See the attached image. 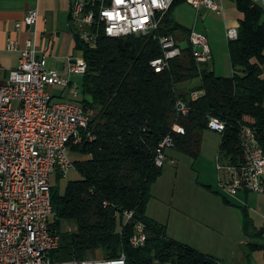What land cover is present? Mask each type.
I'll return each instance as SVG.
<instances>
[{"label":"trees","instance_id":"1","mask_svg":"<svg viewBox=\"0 0 264 264\" xmlns=\"http://www.w3.org/2000/svg\"><path fill=\"white\" fill-rule=\"evenodd\" d=\"M231 1L242 15L238 38L228 43L231 77L218 76L208 63H199L192 45L163 72L150 65L163 55L159 37L181 35L189 41L191 29L175 19L176 9L187 0H175L158 14V29L149 35L112 38L101 32L91 47L73 32L75 50L87 63L77 102L90 123L83 142L70 146V153L79 157L73 164L80 179L68 182L62 192L63 176H55L51 228L61 243L49 254L52 261L89 260L101 251L103 259L124 255L126 264H225L170 238L166 226L149 217L147 209L152 188L163 175L165 165L155 161L167 136L174 139L172 149L196 158L202 134L216 117L225 123L219 148L223 163L247 162L245 128L264 151V7L253 0ZM180 100L189 107L186 116H178ZM175 123L185 134L173 131ZM129 212L131 219L126 217ZM243 214L245 235L264 240L248 209ZM65 221L75 222L76 229L65 230ZM139 223L146 227L147 242L136 248L131 240ZM245 247L248 260L264 251V242L250 241Z\"/></svg>","mask_w":264,"mask_h":264},{"label":"built area","instance_id":"2","mask_svg":"<svg viewBox=\"0 0 264 264\" xmlns=\"http://www.w3.org/2000/svg\"><path fill=\"white\" fill-rule=\"evenodd\" d=\"M175 0H72L70 27L91 47L102 33L107 37L144 36L158 29L157 15L167 12ZM264 7V0H258ZM197 12H224L223 0H187ZM38 9H31L16 23L30 37L24 46L8 40V49L20 51L19 63L0 83V264H126V257L84 261H52L49 254L60 247L61 238L52 230V187L57 173L67 177L74 169L70 146L83 142L90 116L77 102L79 87L71 77L83 76L87 63L70 58L66 74L48 69L45 55L38 48ZM228 40L238 38L236 27L228 28ZM163 55L151 62L163 72L183 50L174 37H159ZM199 63L212 59V49L205 33L192 30L189 42ZM201 48V52L196 48ZM68 90V92H67ZM66 93L64 94V92ZM195 96H198L197 94ZM69 97V100L63 98ZM178 116H186L189 107L177 103ZM173 131L185 134L175 123ZM208 129L222 133L225 123L209 120ZM247 162L242 165L218 164L220 187L229 195L264 193V151L252 130L243 131ZM174 139L167 136L157 150L156 165H165L167 149ZM133 212L126 213L131 219ZM147 242L146 227L139 223L131 240L134 247Z\"/></svg>","mask_w":264,"mask_h":264},{"label":"crops","instance_id":"3","mask_svg":"<svg viewBox=\"0 0 264 264\" xmlns=\"http://www.w3.org/2000/svg\"><path fill=\"white\" fill-rule=\"evenodd\" d=\"M226 1L229 2V4L227 6L223 4L225 5L223 13L211 12L208 10L197 12L194 9L197 12L194 20H191V16L187 20L185 14L180 10H177L175 13V19L179 24L191 29V31L196 30L207 35L212 49V59L207 65L214 70L216 75L221 77H231L233 75L228 49L229 40L226 32L230 27L237 28L242 17L235 8L233 1L223 0V3ZM253 1L259 4L258 0ZM185 5H187V3ZM71 7L72 0H0V83L5 82L9 72L18 66L20 51L9 50L7 46L8 40H16L20 45V49L24 46L30 34L25 29L18 30L16 28V23L22 21L27 12L31 9L39 10L40 19L37 25L38 48L40 55H45L47 57L48 65L50 64L54 70L66 74L69 59L82 58L79 52L75 50V38L73 30L70 27ZM208 13H217L224 19V28L221 26L220 29L225 30V35L219 39H215L213 33V31L215 32L217 30L210 26L215 19L209 16ZM178 38L184 41L181 35H178ZM74 77L77 78L78 76L71 77V84L76 85L73 81ZM221 141L222 135L220 134V136H217L213 134L211 130L209 132L204 131L202 134L199 155L196 158L200 161L204 153L208 152L205 162L211 168L214 176H210V178L207 177L204 181H201L202 173L199 171L196 181L195 179H189V177L188 181H186L183 177L182 184L186 182L187 184H191L193 188L199 189L196 195L189 196V201H187L186 198L184 199L180 198V196H176L175 190L169 195L168 192H166L165 182H163V179L166 177L164 168L163 175L152 188V199L149 203L147 214L149 217L166 226L167 235L170 238L189 245L204 254L212 255L220 260L222 259L217 255L205 251L203 245L201 247V245L197 243L199 241L197 239L209 241L207 238L197 237V239H192L190 241L186 239L185 235L179 234L181 226L185 223L181 218H174L172 215L179 214L188 216L195 225L202 226L208 230L212 229V231L215 232H222L221 230H224V232H230V230L232 232L236 231L239 239L235 245H237L236 249L239 251L238 255H240L239 259L241 263L264 264V251L252 253L247 260L249 251L245 246L250 241L245 235L243 214V209H248L254 227L257 230L264 231V223L260 220L261 217L264 216V208H260L255 198L252 197L256 193H239L236 196H231L220 187L218 164L220 161L219 148ZM172 150L175 153L178 152L175 149ZM171 162L176 164L174 160ZM179 173L180 169H178L176 173V180L182 177ZM177 187L178 184L175 183L173 189ZM225 199L230 204L226 203ZM251 204L255 206L257 204L258 207L254 208ZM183 229L184 231H188L189 228L185 226ZM190 229L191 232L195 230L194 228Z\"/></svg>","mask_w":264,"mask_h":264},{"label":"rangeland","instance_id":"4","mask_svg":"<svg viewBox=\"0 0 264 264\" xmlns=\"http://www.w3.org/2000/svg\"><path fill=\"white\" fill-rule=\"evenodd\" d=\"M215 1H220V0H215ZM223 4L227 6L229 2L226 1ZM179 7L176 9V11L177 10L182 11L187 17L186 18L187 20L190 18V16H191V20H194L195 15L197 14V12L194 9H192L188 4L187 5L184 4V6L182 5ZM187 12L189 15L187 14ZM208 14L209 16H212L215 19L213 24H211L210 26L214 27V29L217 30L215 32L213 31V33H214L215 39L216 38L219 39L225 35V30L220 29L221 26H223L224 28V19L221 15L217 13H208ZM207 26L210 27L209 25ZM176 40L179 41V39H176ZM184 41H179V42H184ZM48 69H54V68L49 64ZM73 81L76 83V86L79 87V98H81L82 90H83L82 77L80 76H78L77 78L74 77ZM65 93L66 91L64 92V94ZM63 99L69 100V97H65ZM209 131L210 130H207L205 132H209ZM211 132L213 134H216L217 136H220L219 132H216V131L213 132L212 130ZM207 155H208V152L204 153V156H202L201 159L199 158L200 159L199 161L194 156H190V155L183 154L180 152L175 153L172 149H167L165 152L166 161H165V166H164L165 171H166V174H165L166 177L165 179H163L164 180L163 182H165L164 184L167 189L166 192H168V194L171 195L173 193V190H175L176 196H180V198H184V199L186 198L187 201H189V196L196 195L199 189L193 188L191 184H187L186 182L182 184V180L185 178V180L188 181V177H189V179L191 180L195 179L196 181L198 179L197 177H198L199 171L200 173H202L201 181H204V179H206L207 177L208 178H210V176L213 177L214 173L211 171V168L205 162V158L207 159ZM70 156H71L73 163L76 159H79L78 156L73 155L71 153H70ZM172 160H174L176 164H173L171 162ZM178 169H180L179 174L180 176L182 175V177L176 180L175 178H176V173L178 172ZM52 179H53V184H55V178H52ZM78 179H80V175L75 171V169H72L67 175V177H63V179L61 180L60 182L61 191L63 192L65 190L68 182L78 180ZM175 183L178 184V187L176 189H173ZM252 197L255 198L260 208H264V193H256ZM258 205L257 204L256 206L252 205V207L257 208ZM172 216L174 218L179 217L184 221L185 224L181 226L179 234L185 235L186 239L191 241L192 239H197V237L207 238L209 241L203 240V239H197L199 240L197 243H199L201 247L203 245L205 251L212 253L214 255H217L219 258L223 260L225 264H243L241 263L239 259L240 255H238L239 251L238 249H236L237 245H235L239 239L238 234H236V231L232 232L230 230V232H224V230H221L222 232H219V231L215 232V231H212V229L208 230L202 226L195 225L192 222V219L188 216H182L179 214H174ZM260 220H262L264 223V216H262ZM189 224H194V225H189ZM63 226H64V229L67 231H74L77 225L75 222L65 221ZM185 226L189 229L194 228L195 229L194 231L196 232L194 231L191 232L190 231L191 229L190 230L188 229V231L187 230L184 231L183 227ZM248 240L251 242H264V240L263 239L261 240L260 238L250 239L248 237ZM103 258H104L103 252L101 251L93 252L90 256V259H103Z\"/></svg>","mask_w":264,"mask_h":264},{"label":"water","instance_id":"5","mask_svg":"<svg viewBox=\"0 0 264 264\" xmlns=\"http://www.w3.org/2000/svg\"><path fill=\"white\" fill-rule=\"evenodd\" d=\"M179 46L181 47V49L183 51L187 50L190 47L188 41L179 42ZM196 51L201 52L202 50H201V48L197 47Z\"/></svg>","mask_w":264,"mask_h":264}]
</instances>
